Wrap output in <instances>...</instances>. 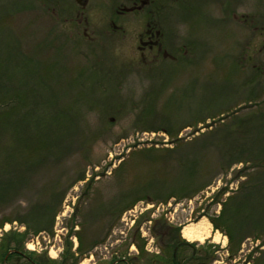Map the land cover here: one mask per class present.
Returning a JSON list of instances; mask_svg holds the SVG:
<instances>
[{"label": "rangeland", "instance_id": "obj_1", "mask_svg": "<svg viewBox=\"0 0 264 264\" xmlns=\"http://www.w3.org/2000/svg\"><path fill=\"white\" fill-rule=\"evenodd\" d=\"M157 1L170 11L160 18L167 32L160 41L166 48L176 41V48L189 55L183 64L162 60L144 71L149 65L139 64V48L145 17L118 19L116 0H0V87H39L42 109L34 119L52 121L55 114L70 127L68 153L59 151L48 164L32 167H38L35 175L13 205L0 197L1 226L3 219L22 217L32 206L53 203L54 191L66 189L52 228L35 234L27 223L6 222L0 247L9 240L14 245L17 234L27 232L21 247L27 257L60 264L77 232L85 247L104 237L92 251L94 259L89 252L78 264H113L112 259L147 264L156 255L141 253L140 230L152 215L161 221L154 232L164 246L162 223L179 228L182 236L184 227L203 218L219 221L223 206L243 194V184L260 198L263 206L255 212L264 219V0ZM111 19L120 20L116 33ZM11 72L19 82L3 81ZM73 107L83 109L70 113ZM36 133L30 124V144L37 142ZM22 136L9 132L0 138V194L4 177L17 174L16 168L1 169L2 163L21 166L49 157L47 151L37 160L43 145L27 148L17 140ZM134 198L133 205L153 206L139 215L122 242L112 245L107 240L115 237L113 229ZM236 217H242V227L248 225V213ZM46 221L40 217L41 224ZM245 229L233 257L228 237L224 248L213 238L189 243L194 250L207 246L213 264H264L262 232ZM218 231L222 241L227 235ZM31 244L35 250L28 249ZM181 249L186 258L193 255L192 248ZM1 251L0 264H28L24 257L4 259Z\"/></svg>", "mask_w": 264, "mask_h": 264}, {"label": "trees", "instance_id": "obj_2", "mask_svg": "<svg viewBox=\"0 0 264 264\" xmlns=\"http://www.w3.org/2000/svg\"><path fill=\"white\" fill-rule=\"evenodd\" d=\"M62 46H63L62 44H59V47H56V51L58 55L62 53L61 52ZM3 68L4 67H2L1 71L3 70ZM1 71H0V77H1ZM1 79L2 78H0V83H3ZM4 80L12 82V83L19 82V81H15L14 72L8 73V78L6 79L3 78V81ZM39 91H40L39 87H6L5 85L0 87V92H3V93L9 92L11 94L9 97H4V96H1V93H0V128H2V131L0 133V138H2L5 135H8L9 132L19 133L20 135H23V136L18 138L17 140L20 141L24 146H27V148H31L33 150V149L38 148L39 143L43 145V148H42L43 151L39 153L40 157L38 156L37 160L42 158L44 156V153H47V151H48L47 155L49 156V157H44L40 161L28 163L32 161L30 160L28 162H25L27 164L21 165V166H15L9 163L11 162L10 160L6 161L5 163H2L1 169H4V167L8 168L9 170L12 168H16V171H17V174L14 175L12 173H9V170H8L7 172L9 173L8 177L6 176L4 177L5 187L1 188L2 194H0V197L4 199L2 203H5L7 205H13L15 201L19 200V193H20L19 190L21 188L23 192L25 188L29 187V184L31 183L32 178L35 175V174L33 175L34 170L38 168V167H35L32 170V167L42 166L43 163L44 165L48 164V161L49 162L51 161V156H55V154L58 153L59 151H64L68 153V150H70V142H69L70 141V127L62 126V122L65 120L63 119L58 120V118L60 117L52 113H51L53 115L52 121H44V120L38 121L34 119L33 117L34 113L37 110L42 109V106L40 104L41 96H40ZM80 108L83 109V107H73L70 109V113L78 114ZM85 108H89L90 110H92V106L87 105ZM56 120L58 121L56 122ZM30 124L32 128L35 131H37L35 136L38 135V137H36L37 142L33 144H30L31 140H28V138L26 137L29 131ZM71 132H72V135L75 136V132L74 131H71ZM51 133H52L51 135L52 138L50 136ZM53 135L55 138L53 137ZM42 136H45L46 138ZM54 146L57 148V151H52ZM78 147H82L83 150L87 148L85 147L84 144H79ZM260 155L258 157H260ZM64 156L65 158H67L68 156L70 157V154H65ZM233 157L236 158L237 155H233ZM64 159H61L60 161H58V164H60ZM42 168L45 169L47 167H42ZM187 168H191V165L187 166ZM21 170H23V172H19ZM82 179L83 178L80 177V179L78 180L80 181ZM258 180H259V176H257L256 181L254 183L256 184ZM6 186H7V189H6ZM203 186H200L198 190H200ZM244 187L245 185L243 184L241 185V188H240L241 190L240 192L244 190L242 195L230 200V203L232 204L231 206L230 205L223 206L222 213H221L222 218L219 221L217 220L211 221V223L213 224V227L216 230H220L228 236L229 246H230L229 252H230L231 257L235 256L234 252L239 251V248H237V250L234 251L235 250L234 244L236 245L237 243L238 245H241L239 236H241L246 231L245 228H248L249 231H260L262 232L261 235L264 236V219L262 218V216H260L258 213L255 212L256 209L258 212V208L262 207L263 203H260L261 201V200L259 201L260 198H257L254 192L250 191L249 188L246 189ZM69 188H70V185H69ZM253 188L255 189L256 187H253ZM63 190H64V193H62L61 189L59 192L58 190L54 191L52 195L53 199L51 198L53 200V203L51 201H48L42 204H37L35 206L30 207V209L22 217H19L18 215V217H13L10 219L7 218L6 221L5 219H3V221L1 222L0 228H2V226L6 222L13 223L14 221H17L21 224L27 223V227L29 229H32L35 234H38V232L42 230H50L52 228V224L55 219V216L59 212V208H60L59 206L61 205L62 199L64 198L67 192L66 189H63ZM138 198L139 197H137L136 201L139 200ZM144 198H148V197H144ZM136 201L134 198L133 202L130 204L129 203L126 204L124 209L126 210L130 208L131 206H133L134 202ZM241 212L243 213L246 212L249 214L248 225L245 227L241 226V224H243L242 217L241 219L236 217V215ZM40 217H46L47 221L41 224ZM36 220H39V223H36L37 226H35L34 224ZM160 222L157 221L156 226H158ZM160 228L162 231L161 237L167 235V238H168V240H166V243L164 241L165 237L162 238L165 244L164 246H162L163 255L160 257L149 258L148 261H144L145 263L147 264H201L209 260L208 258H205L204 255L201 257L203 252H205V254H208L207 252L209 251L206 249L208 248L207 246L206 248L204 247L198 250H194L195 245L189 244L185 242L182 238H180L181 235H180L179 228L173 229V227H170L164 223L160 225ZM24 234H27V232ZM24 234H20V236L17 234V236L20 239H16L15 237L14 245H12L13 243L11 244L12 240H9L10 243H8L7 245L2 244L0 249H2L1 254L3 255L4 259L6 258L7 260L10 261V259L13 257H16L18 259H20L21 257H24L28 264H50V262L47 261V259H45L44 257L36 256L32 258L30 256L27 257L25 255V253L21 249L24 243V239H25ZM76 235H78L77 237H78V242H79V246L76 252H72L73 244L70 242L65 251L66 254H64V261L61 262L60 264H78L80 257H83L84 255L91 252L95 246H97L99 243L103 242L104 240V237H103L101 241L100 240L91 241L85 247L84 240L81 234L76 232ZM257 236L259 237V235ZM241 238L242 240H244L243 236H241ZM140 244L141 246L139 247V249L141 253L143 254L144 253V243L140 242L139 245ZM182 246H186L187 248H192L193 255L191 257L186 258L183 255L184 251L181 249ZM197 254H199L200 256L199 255L197 256ZM127 264H131V263H127ZM135 264H138V263H135Z\"/></svg>", "mask_w": 264, "mask_h": 264}, {"label": "flooded vegetation", "instance_id": "obj_3", "mask_svg": "<svg viewBox=\"0 0 264 264\" xmlns=\"http://www.w3.org/2000/svg\"><path fill=\"white\" fill-rule=\"evenodd\" d=\"M158 2L159 1L156 2V0H116L115 12L113 13L117 15L118 19H121L126 16L128 17L132 16L134 18H137L140 17L141 15L142 17H145L144 18L145 31L140 35L141 47L139 48L140 49L139 64L143 66L149 65L148 66L149 69L146 70L144 69V71H151L152 69L157 68V67L155 68H150V67L158 66V64H160L161 63L160 61L162 60L164 61V63L166 60H169L173 64H177V63L183 64L186 62L189 55V52L182 51L180 46H178V49L176 48V44H178L176 43V41L171 43L170 39H168L170 45L172 46L170 48H166L165 45L163 44L165 42L160 41L161 37H164L165 34L167 33L166 31H164L165 27L162 25L163 21L160 18L162 15L165 16L169 14L170 11L169 9L166 10L167 4L161 6L158 4ZM119 21L120 20H114V19L109 20L110 22L109 27L113 30L114 33H116L119 29V26H117V22ZM164 65H168V64H164ZM261 87H264V85H262ZM121 238H122L121 235L120 237H115L114 241L120 243L122 242ZM162 255H163V250H162ZM204 256L209 260L201 264H213L216 261L214 259L215 257H213V255L209 253L205 254ZM112 260H113L112 262L113 264L123 263L122 259L121 260L112 259Z\"/></svg>", "mask_w": 264, "mask_h": 264}, {"label": "bare ground", "instance_id": "obj_4", "mask_svg": "<svg viewBox=\"0 0 264 264\" xmlns=\"http://www.w3.org/2000/svg\"><path fill=\"white\" fill-rule=\"evenodd\" d=\"M182 235L187 241L190 242L198 241L203 243L206 239L213 238V242L222 243L223 245H225L226 243V238H224V240L221 241V236L219 235V233H216L213 236L212 224L205 218H203L197 223H193L184 227L182 231ZM29 247L32 249L33 244H31Z\"/></svg>", "mask_w": 264, "mask_h": 264}, {"label": "built area", "instance_id": "obj_5", "mask_svg": "<svg viewBox=\"0 0 264 264\" xmlns=\"http://www.w3.org/2000/svg\"><path fill=\"white\" fill-rule=\"evenodd\" d=\"M142 204L140 203L138 206L135 207V209L129 211L128 213L125 214L124 218H123V222L126 223L128 228H131V226L134 224L137 215L143 213L145 210H147L148 208H150L149 205H147L144 209L142 208ZM64 216V214L62 215ZM58 220L60 219V217L57 218ZM128 220L130 221V223H128ZM145 235H147L148 233L145 231L144 232ZM153 239H149V246H151V250H156L155 248H153Z\"/></svg>", "mask_w": 264, "mask_h": 264}, {"label": "water", "instance_id": "obj_6", "mask_svg": "<svg viewBox=\"0 0 264 264\" xmlns=\"http://www.w3.org/2000/svg\"><path fill=\"white\" fill-rule=\"evenodd\" d=\"M82 1H84V0H77L78 3H81Z\"/></svg>", "mask_w": 264, "mask_h": 264}]
</instances>
